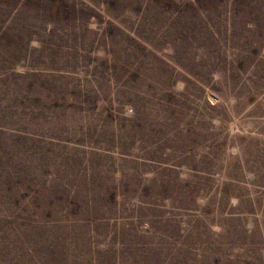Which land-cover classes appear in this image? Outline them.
Instances as JSON below:
<instances>
[{
	"label": "rangeland",
	"instance_id": "rangeland-1",
	"mask_svg": "<svg viewBox=\"0 0 264 264\" xmlns=\"http://www.w3.org/2000/svg\"><path fill=\"white\" fill-rule=\"evenodd\" d=\"M0 264H264V0H0Z\"/></svg>",
	"mask_w": 264,
	"mask_h": 264
}]
</instances>
